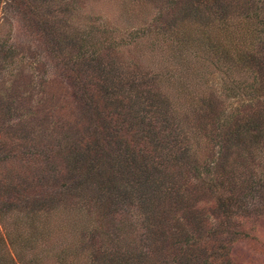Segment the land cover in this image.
<instances>
[{
    "label": "trees",
    "instance_id": "16d2710c",
    "mask_svg": "<svg viewBox=\"0 0 264 264\" xmlns=\"http://www.w3.org/2000/svg\"><path fill=\"white\" fill-rule=\"evenodd\" d=\"M8 1L23 18L31 19L34 29L44 32L40 46L52 64L49 69L67 80L75 103L84 114L88 112L92 127L83 122L80 131L87 136L69 138L57 154L53 149L37 152L36 140L0 128V221H11L5 235L0 234V247L7 240L12 251L0 254V264H38L33 259L21 260L14 247H32L53 236L50 221L72 211L70 206L59 209L54 198L74 196L81 203L90 199L91 212L84 211V223L95 225L99 241L90 254L82 256L83 247L74 252L70 246H62L51 255L53 264H79L78 258L84 264H243L241 253L234 250L243 242H251L246 248L249 256L263 260L264 242L251 246L256 240L254 228L239 229L233 217L250 201L242 198L241 184V192L254 190L246 178L250 171L243 174L235 159L245 158L240 151L248 149L254 154L264 144V0H185L184 8H175L169 22L148 24L146 37L155 40L156 48L161 43L172 63L150 76L155 81L162 76L165 90L160 93L139 88L133 77L116 73L108 57L97 56L102 47L96 38L101 25H92L87 32L77 29L74 37L60 39L47 21L36 19L37 9L28 0ZM105 35V39L113 38L111 33ZM209 55L213 58L208 61L210 66H204ZM213 67L221 71L218 90L198 91V82ZM190 74L196 79L195 88L188 83ZM216 93L241 101L239 108L223 117L225 111L219 108ZM172 99L176 105H185L187 115H201L208 126L216 124L209 135L212 140L199 137L206 123H185L190 132L185 140L174 136V121L164 120L158 113L159 101L169 106ZM3 109L5 112L0 107V120L4 123L13 113L7 106ZM170 139L177 143V153L185 146V153L178 155L185 163V173L212 195L211 208L220 228L207 242L195 230L182 233L165 224L154 232L158 237L149 233L157 224V204L163 196L157 192L161 182L154 173L165 161L160 150ZM201 147L205 150L201 153L203 166L196 153ZM42 167L52 170L56 179L33 180L34 171ZM40 184H44L42 189ZM49 200L51 205H45ZM187 214L194 222V215L185 209ZM222 233L225 242L215 237ZM158 242L162 244L158 246Z\"/></svg>",
    "mask_w": 264,
    "mask_h": 264
},
{
    "label": "rangeland",
    "instance_id": "374dc122",
    "mask_svg": "<svg viewBox=\"0 0 264 264\" xmlns=\"http://www.w3.org/2000/svg\"><path fill=\"white\" fill-rule=\"evenodd\" d=\"M28 1L37 9L35 12L36 19L47 21L46 23L50 24V27L48 26L50 31L60 39L74 37L77 29H84V32H87L90 26L101 25L100 33L96 38L100 40L102 47L99 48L100 52L97 56L108 57L114 65L115 72L123 77L127 75L133 77L139 88H144L146 91L154 90L153 92L156 93L165 90L162 76H157L156 81L150 76L151 74L153 76V73L162 72L165 67H169L172 63L168 62L167 53L164 52L161 43L160 47L156 48L155 40L147 38L144 29L151 22L158 23L159 20L163 23L169 22L173 10L183 7L185 0H176L178 1L177 4H173L175 0ZM173 6L174 8H172ZM16 7L11 1L0 0V107L4 111L3 106H7L10 109L9 112L13 113L9 120L3 119L4 123L0 120V128L9 134L16 136L24 134V136L36 140L35 149L37 152L43 153L44 149H50L52 152L53 150L56 151L57 154L58 151H63V146L69 138L87 136L82 134L80 129L83 122L91 129V119L87 114L88 112H86L87 115L84 114L83 109L75 103L72 88H70L67 80L52 72L53 69H49L52 64H49L50 60L46 58V55H42L44 54V47L43 45L40 46V40H45V37H42L44 32L38 28L34 29L31 19H27L28 16L23 18ZM110 33L113 38L111 40L105 39L107 37L105 34ZM212 59L209 55L203 60V65L210 66L208 61ZM208 72L198 82V91L207 90L208 87L218 90L221 82V71L213 67V70L210 69ZM210 78L213 81H210ZM195 82L196 79L190 74L188 83L195 88ZM193 86L191 87L193 88ZM191 87L190 89H192ZM215 96L221 101L219 108L225 111L223 117H226L227 112L230 114L239 108L237 106L241 103L238 100L231 101L223 94L216 93ZM158 104L160 116L164 120L174 121L172 124L174 128L177 127L175 128L176 134H174L176 138L185 140V136L190 133L187 128L185 129V123L190 125L206 123L203 128L204 131L201 130L203 136L199 137L201 140H212L209 139L212 137L209 135L212 130L216 129V124L211 123L208 126V121L206 122V119L201 115H194V113L187 115L184 112L185 105H176L177 101L173 99L169 106L161 101ZM258 106L261 107L259 103ZM168 142V145H174L170 148L165 144L162 146L160 154L165 161L160 169L154 173L158 177L157 180L161 182V187L157 189V192H162L163 196L162 201H159L161 203L157 204L158 213H160L156 215L157 224L150 229L149 233H153L155 238L158 237L154 232H158L162 224H165L170 230L176 229L182 233L184 230L185 232L189 229L191 232L195 230L199 239L207 242L209 236L220 228L217 224L218 216L215 210L211 208L212 195L202 188L200 181L197 183L191 179L190 174L185 173V163L178 156L185 153V146H180L177 153V143H173L172 139ZM204 152V148H197L196 153L201 158V163L205 162L203 159ZM240 152L241 157L245 158L236 157L235 164H240L239 170L244 172L243 174L250 171L246 178L248 182H251V187L254 190L244 189L241 192L244 183L241 184L239 192L242 195L245 193L242 198L247 197L250 201L246 204L245 210L242 208L236 212L233 220L239 229L254 228L253 235H255L256 240L252 241L251 246H253V244L264 242V144L258 147L254 154L248 149ZM201 153H204L203 156ZM34 172L36 177L33 180L37 181L38 179L43 183L48 182V180L52 182L57 177L47 167H42ZM240 179L242 180V178ZM43 185L40 184L39 189H42ZM154 191L156 192V190ZM41 198L45 200V196H41ZM64 199L54 198L53 202L58 205L59 209L62 207L64 210L70 206L72 211L68 216L59 215L50 221L48 227L54 226L53 234L51 233L53 236L48 237L47 240H40L35 244L36 246L27 245L21 250L14 247L16 256L20 255L21 260L28 259L30 261L33 259V263L53 264L51 255L66 245L70 246L69 249L74 252L80 251L83 247L84 251L81 256L90 254V249L94 248V243L99 241L95 235V225L90 226L88 223H84V218H86L84 211L89 209L91 212L92 203L90 199L81 203L80 200L82 199H78L76 196ZM63 200L65 204L62 203ZM47 203L51 205L50 200L46 201L45 205ZM185 209L194 215V222L188 214L185 215ZM89 215L91 214L89 213ZM197 219L199 222L198 225H195ZM190 224L194 225V229ZM9 226L11 227L10 220L0 221L1 236L5 235L4 231L8 230ZM22 231H25L26 234L27 229ZM55 232L57 233L56 236H54ZM215 237L217 240L227 241L224 240L223 233L215 235ZM245 243L243 242L234 249L239 251L237 255L241 253L240 260L243 264H264V259L256 260L249 256V251L246 248L251 242ZM161 244L162 242H158V246ZM9 247V241L5 240L2 248L0 247V254L8 255V252L10 254L12 251ZM77 260L79 264H84V259L78 258Z\"/></svg>",
    "mask_w": 264,
    "mask_h": 264
}]
</instances>
